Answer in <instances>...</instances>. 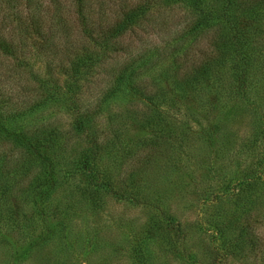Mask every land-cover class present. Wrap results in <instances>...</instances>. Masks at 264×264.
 Listing matches in <instances>:
<instances>
[{
  "label": "trees",
  "instance_id": "trees-1",
  "mask_svg": "<svg viewBox=\"0 0 264 264\" xmlns=\"http://www.w3.org/2000/svg\"><path fill=\"white\" fill-rule=\"evenodd\" d=\"M263 89L264 0H0V264L32 248L74 264L84 240L105 264H211L201 234L217 264H264V174L240 170L245 140L219 117L243 103L264 127ZM187 153L212 160L185 205L234 196L236 218L195 230L171 212L161 189ZM109 201L149 218L94 226ZM33 216L44 234L17 247L11 227Z\"/></svg>",
  "mask_w": 264,
  "mask_h": 264
},
{
  "label": "rangeland",
  "instance_id": "rangeland-1",
  "mask_svg": "<svg viewBox=\"0 0 264 264\" xmlns=\"http://www.w3.org/2000/svg\"><path fill=\"white\" fill-rule=\"evenodd\" d=\"M176 14L173 15L175 17ZM41 63H38L37 66L39 67ZM259 93L255 95V98L252 99V103H254V106L260 107V111L262 114L264 113V89L263 91H258ZM260 102V104H259ZM253 106H246L243 103H233L229 106V108L220 114V120L221 117L223 120H221L226 127H231L232 131L235 132L237 130L236 139H242L245 140L244 145L247 149V158L245 161V166L240 167V170L248 171L249 173L253 172L255 175H262L264 174V159H262V154L264 153V137L261 139L262 134L264 132V127H262L258 123V119L253 114ZM63 121H61V124H65L63 126L64 130H66V125L68 124V117H64ZM219 119V118H218ZM238 144L235 146L229 145L226 146L227 149L230 151V156L232 154L236 155L235 152L238 150L239 142L236 141ZM241 142V141H240ZM190 145V143H189ZM187 157H191V160L186 159L184 156H181L178 158L181 160L179 162V172L178 174L171 178V180L168 182V185L163 187L162 190V196H164L166 199H169L170 201H173L169 209L171 212H173L177 217H179L180 221H185L187 218L188 221L194 223L193 227L196 230L197 226H202L203 228H207V224H204V220H207L208 218L211 219V221H217L218 219H221L222 217L226 218H236L238 216L240 209H239V203L235 199V197H224L220 199V201L214 205L215 209H207L205 208L202 210L204 214H200L199 211L201 209L200 206L191 207V205L186 206L183 199H190L193 201L197 200V195L195 191V187L197 183H193L192 180H199L204 179V177L207 174L208 164H210V161L212 160V157L208 153H203L200 156L197 155H190L189 153L185 154ZM243 155V159H244ZM187 163L185 162V160ZM229 160L227 163L224 164L222 168L225 166H229L230 164ZM217 165V164H216ZM190 167V168H188ZM217 167V166H214ZM192 173V175L190 174ZM263 176V175H262ZM261 176V177H262ZM222 184L218 185L216 189L217 193L221 194L223 191L221 190ZM257 187V186H255ZM248 193L242 192L240 193V199L245 202L246 197H248ZM217 207V209H216ZM186 209V211L184 210ZM176 210V211H174ZM101 213L95 214L93 216H90L88 221L92 223L94 226L104 227L103 225L106 224L108 221L105 220V216L107 217H113L116 219L118 217H125L126 220H133L137 226L144 224L146 220H148L149 216L146 210H143L141 208H130L126 207L124 205H117L113 203L112 201L107 202L105 206H102ZM217 212V213H216ZM202 216V217H201ZM67 220H65V223L70 222L72 218L79 220L81 217V214L74 213L68 214ZM202 218V220H199ZM199 220V221H196ZM114 223V221L111 222V224ZM14 231L13 240L19 241V245L17 247H26L28 243L32 241V239L38 234H44L45 230V224L39 217H32L29 219L28 229H24L21 224L14 225L11 227ZM96 227H94L95 229ZM193 229V228H192ZM191 229V230H192ZM111 231H114L116 235H118V230L113 227ZM114 234V235H115ZM115 235V236H116ZM121 235V231L120 234ZM125 236V235H124ZM126 237V236H125ZM195 238H197L195 236ZM66 245H73V250L75 249L74 246V239L69 240L65 242ZM93 244L90 243L89 246L86 244V241L84 240L82 242V248L81 252L78 254V258L76 259L75 256L74 264H105L101 258L103 256L101 254L94 253L91 248ZM194 246L199 249L200 254L202 255L203 260L211 261V264H217L220 262L218 254L215 252L219 251L216 249L217 244L214 243L213 246H210L209 239L207 235L201 234L199 237L195 240ZM214 247V248H213ZM6 256L3 255V253H0V258L4 259ZM201 258V257H200ZM23 264H55L52 260V254L51 251H49L48 248L46 249H37L32 248L30 251L26 252L23 256ZM123 262V261H122ZM124 263V262H123ZM204 264H206L203 261ZM228 264H239V262L235 260L228 261Z\"/></svg>",
  "mask_w": 264,
  "mask_h": 264
}]
</instances>
